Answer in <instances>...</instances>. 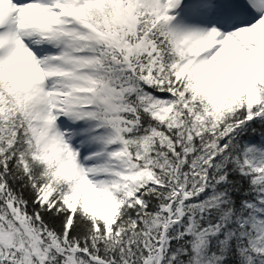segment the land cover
I'll use <instances>...</instances> for the list:
<instances>
[{"label":"snow or ice","instance_id":"1","mask_svg":"<svg viewBox=\"0 0 264 264\" xmlns=\"http://www.w3.org/2000/svg\"><path fill=\"white\" fill-rule=\"evenodd\" d=\"M0 264H264V0H0Z\"/></svg>","mask_w":264,"mask_h":264}]
</instances>
